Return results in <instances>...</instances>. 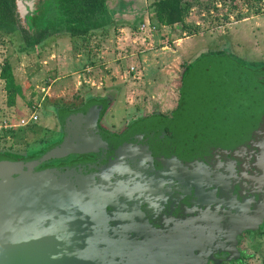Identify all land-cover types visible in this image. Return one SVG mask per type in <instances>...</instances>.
Returning <instances> with one entry per match:
<instances>
[{
    "label": "water",
    "instance_id": "water-1",
    "mask_svg": "<svg viewBox=\"0 0 264 264\" xmlns=\"http://www.w3.org/2000/svg\"><path fill=\"white\" fill-rule=\"evenodd\" d=\"M107 105L60 111L62 138L37 157L0 155V264L237 259L264 221V70L205 55L170 118L119 136L98 127ZM70 155L94 158L34 169Z\"/></svg>",
    "mask_w": 264,
    "mask_h": 264
},
{
    "label": "rangeland",
    "instance_id": "rangeland-1",
    "mask_svg": "<svg viewBox=\"0 0 264 264\" xmlns=\"http://www.w3.org/2000/svg\"><path fill=\"white\" fill-rule=\"evenodd\" d=\"M152 2L107 0L111 23L104 32L86 37L49 32L28 52L22 51L25 43L15 23L0 28V70L9 63L17 87L10 105L0 78V151L42 150L62 134L58 109L89 98H108L100 124L110 133L152 113L169 116L184 69L205 55L224 52L251 68L264 63V0H184L185 31L162 26ZM50 3L16 0L14 12L21 21L37 10L44 16ZM261 225L239 240L244 264L264 260V221Z\"/></svg>",
    "mask_w": 264,
    "mask_h": 264
},
{
    "label": "trees",
    "instance_id": "trees-1",
    "mask_svg": "<svg viewBox=\"0 0 264 264\" xmlns=\"http://www.w3.org/2000/svg\"><path fill=\"white\" fill-rule=\"evenodd\" d=\"M49 9L45 11L44 16H38V10L33 13L28 12L27 16L21 21L18 18L16 11L17 7L16 0H0V28L4 25L16 24L19 27L18 32H20L21 40L24 41V47L22 51L28 52L33 46H36L41 38L48 34L49 32H67L72 37H86L90 36L93 32L97 30L105 31V27L111 23L110 17L108 15L107 0H50ZM152 14L154 18L162 25L168 28H176L180 26L182 30L185 31L186 25L184 23V16L187 13V6L184 0H153L151 3ZM227 55L224 52H218L215 56ZM213 56V55H211ZM231 58L230 55H227ZM200 59V58H199ZM198 60V59H197ZM241 65V64H240ZM192 64L188 65L182 74L181 85L185 75L190 70ZM250 70H264V63L258 64L251 68L246 65H241ZM0 78L4 81V90L6 92V101L11 105L14 101V96L16 93V84L11 72V67L9 63L5 62L0 70ZM181 89V87H180ZM180 92V91H179ZM106 99L109 106L108 98H89L88 100L79 103L78 105L71 104L69 106H62L57 111L58 113L63 110L74 111L86 102L90 100H102ZM98 118V127L104 131L100 122L106 111ZM156 115L152 113L150 116ZM145 117L139 118L131 122L128 126L132 125L134 122L141 120ZM2 134V132H1ZM56 142L48 144L42 150H37L26 155H19L13 152H2L0 155L6 156L15 160H21L25 158H34L41 155L49 146ZM262 225H260L256 230L252 232L259 231ZM245 256L240 252V255L235 260H230L229 264H244ZM264 264V260L262 261Z\"/></svg>",
    "mask_w": 264,
    "mask_h": 264
},
{
    "label": "flooded vegetation",
    "instance_id": "flooded-vegetation-1",
    "mask_svg": "<svg viewBox=\"0 0 264 264\" xmlns=\"http://www.w3.org/2000/svg\"><path fill=\"white\" fill-rule=\"evenodd\" d=\"M26 1V0H25ZM34 7V6H33ZM177 105H178V101H177ZM177 105H176V108L174 109V111L177 109ZM174 111L171 113V115H164V114H160V113H156V115H160V116H163V117H166V118H170L172 115H173V113H174ZM150 116V115H149ZM153 116V115H152ZM148 117V116H147ZM135 123V122H134ZM131 126V125H130ZM128 129V127L124 130V131H126ZM124 131H122L121 133H118V134H116V133H112L111 132V134H113V135H116V136H119V135H121ZM107 132H109V131H107ZM167 132V134L168 135H170V133L168 132V131H166ZM61 133H62V130H61ZM110 133V132H109ZM61 138H62V134L60 135V137L56 140V141H60L61 140ZM55 141V142H56ZM94 158V156L93 155H88V156H73V155H70V156H68V157H66V158H63V159H60V160H52V161H49V162H45V163H42V164H40L39 166H36V167H34V169H38V168H41V167H44V166H57V165H60V164H66V163H68V162H71V161H74V160H81V159H93ZM25 159H28V158H25ZM22 160V159H21ZM246 232H249V231H246ZM250 232H252V231H250ZM245 233V232H244ZM243 235V234H242ZM241 235V236H242ZM241 236L239 237V240H240V238H241ZM238 246H239V243H238ZM238 250H239V248H238ZM239 252H240V250H239ZM217 258H225L226 257V254H221V255H218V256H216ZM208 264H213L212 262H210V263H208ZM220 264H229V261H222Z\"/></svg>",
    "mask_w": 264,
    "mask_h": 264
},
{
    "label": "built area",
    "instance_id": "built-area-1",
    "mask_svg": "<svg viewBox=\"0 0 264 264\" xmlns=\"http://www.w3.org/2000/svg\"><path fill=\"white\" fill-rule=\"evenodd\" d=\"M147 27H148L150 30H154V27H153V26H150V27H149V25H147ZM145 28H146V25L142 24V25H140V27H139L138 29L141 30V31H143ZM32 117H33V116H32ZM32 117H31V118H32ZM27 123H28V121L25 122L24 120H21V125H26ZM0 129H1V127H0Z\"/></svg>",
    "mask_w": 264,
    "mask_h": 264
}]
</instances>
